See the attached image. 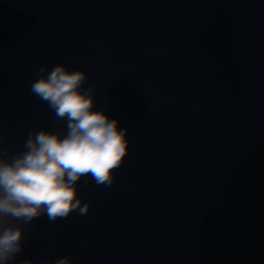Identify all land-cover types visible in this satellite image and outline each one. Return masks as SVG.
Here are the masks:
<instances>
[{
	"label": "water",
	"instance_id": "obj_1",
	"mask_svg": "<svg viewBox=\"0 0 264 264\" xmlns=\"http://www.w3.org/2000/svg\"><path fill=\"white\" fill-rule=\"evenodd\" d=\"M86 71L128 129L89 211L34 218L19 258L74 264H264V0H0V142L63 129L37 69Z\"/></svg>",
	"mask_w": 264,
	"mask_h": 264
},
{
	"label": "clouds",
	"instance_id": "obj_2",
	"mask_svg": "<svg viewBox=\"0 0 264 264\" xmlns=\"http://www.w3.org/2000/svg\"><path fill=\"white\" fill-rule=\"evenodd\" d=\"M30 90L54 111L65 127L31 128L19 151L0 142V264H34L19 258L25 246V227L34 218L67 217L89 211V202L78 194L83 177L110 186L129 148L128 129L119 127L96 106L95 85L85 87L87 73L70 70L64 63L47 65L34 73ZM35 264H74L70 255Z\"/></svg>",
	"mask_w": 264,
	"mask_h": 264
}]
</instances>
